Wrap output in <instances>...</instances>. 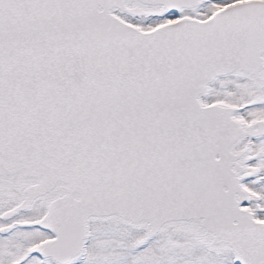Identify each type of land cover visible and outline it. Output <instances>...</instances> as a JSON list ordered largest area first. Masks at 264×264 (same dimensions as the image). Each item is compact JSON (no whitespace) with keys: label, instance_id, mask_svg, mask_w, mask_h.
<instances>
[{"label":"snow or ice","instance_id":"1","mask_svg":"<svg viewBox=\"0 0 264 264\" xmlns=\"http://www.w3.org/2000/svg\"><path fill=\"white\" fill-rule=\"evenodd\" d=\"M0 264H264V0H0Z\"/></svg>","mask_w":264,"mask_h":264}]
</instances>
